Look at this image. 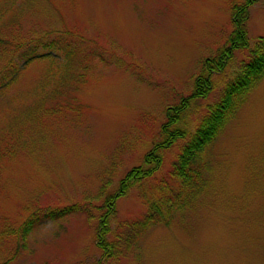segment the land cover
<instances>
[{"label":"rangeland","instance_id":"obj_1","mask_svg":"<svg viewBox=\"0 0 264 264\" xmlns=\"http://www.w3.org/2000/svg\"><path fill=\"white\" fill-rule=\"evenodd\" d=\"M234 1L0 0L1 37L50 32L102 54L88 57L85 78L72 76L66 96L48 90L60 86L62 60H35L0 92V264L98 263L94 204L102 199L40 222L26 242L19 231L38 211L98 196L103 179L114 192L143 162L167 108L192 93L202 62L228 41ZM247 27L253 45L264 35L263 2L250 7ZM248 54L236 51L212 75L213 89L192 101L182 126L194 131ZM183 143L118 200L112 229L145 215ZM197 163L206 183L192 205L151 225L113 264H264V78Z\"/></svg>","mask_w":264,"mask_h":264},{"label":"trees","instance_id":"obj_2","mask_svg":"<svg viewBox=\"0 0 264 264\" xmlns=\"http://www.w3.org/2000/svg\"><path fill=\"white\" fill-rule=\"evenodd\" d=\"M264 0H235L231 6L234 30L226 44L218 49L213 57L202 62V71L198 74L195 88L188 96L169 106L166 110V121L161 126V137L145 154L143 162L130 168L120 179L114 192L108 191L111 178L103 179L100 193L96 197H86L84 204L75 203L60 209H49L30 218L19 231L22 241L26 242L28 234L40 222L59 220L67 215L84 211V205H93L94 200H101L94 208L99 210L100 219L97 227L98 246L102 251L97 264H113L125 256L128 249L137 243L141 235L151 226L165 220L168 224L174 214L189 208L205 186L203 171L198 165V159L207 147L224 130L229 121L246 102L249 93L264 78V35L259 36L253 45L248 35V20L250 7ZM50 32L43 35L16 36L3 38L0 36V92L8 89L19 78L21 72L35 60H62V71L55 77L60 86L50 90L53 94L70 92L65 89L70 84L72 76L85 78L88 69V57H102L94 50H85L78 43H70L64 38H47ZM247 50V59L242 60L234 76L226 83L219 99L209 105L207 113L196 125L194 131L182 126L183 116L189 110L192 101L207 97L213 89L212 75L225 70L227 63L233 59L236 51ZM87 55V56H86ZM81 70H83L81 72ZM47 78L41 83V96L48 95ZM59 111V110H58ZM55 109L51 112L57 113ZM48 114L49 112L45 110ZM182 140L180 152L173 162L169 175L160 181L155 193L147 200L145 215L135 221H122L116 230L111 228L110 220L117 212L118 200L125 196L133 187L151 178L164 163V153L178 141ZM90 217L93 213L86 209ZM109 235L113 237L110 238Z\"/></svg>","mask_w":264,"mask_h":264}]
</instances>
